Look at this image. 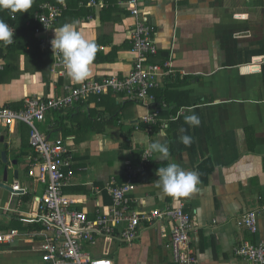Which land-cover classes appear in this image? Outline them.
<instances>
[{
    "label": "crops",
    "instance_id": "obj_1",
    "mask_svg": "<svg viewBox=\"0 0 264 264\" xmlns=\"http://www.w3.org/2000/svg\"><path fill=\"white\" fill-rule=\"evenodd\" d=\"M92 1L97 6H89ZM59 2L67 8L76 0ZM129 2L85 0L86 4H81L94 11L93 16L76 19L72 11L52 29L36 32L35 38L51 52L33 54L28 48L29 57L0 58V63L16 68V77L0 83V107L18 105L27 97L62 96L67 87L84 82L71 80L65 66L54 68L59 54L54 53L51 41L54 29L65 23H74L76 30L96 45L87 80L126 77L135 62L131 40L135 19ZM139 6L154 28L158 45L151 63L162 66L171 62L154 92L169 109L164 115L161 111L157 123L148 125L142 118L152 113L153 107L112 93L100 100L92 97L81 109V115L90 112L91 123L74 112L81 104L38 123L48 139L62 138L73 150L78 172L65 194L79 201L76 209L95 218L99 210L107 212L112 200L107 194L96 196L90 184L103 187L113 177L123 183L130 164L139 170L131 194L136 211L182 204L190 215L189 247L197 258L194 264H248L237 256V249L264 241V0H139ZM54 113L58 112L48 117ZM191 114L199 117L198 127L185 124L184 117ZM182 128L187 131L181 132ZM185 134L192 137L190 146L179 140ZM16 136L18 148L13 146ZM29 137V127L24 124L0 132V144L9 148V164L4 165L0 158V233L19 232L12 242L0 243V264H43L41 238L32 237L42 228L37 229L26 217L36 210L37 196L45 191L28 176L27 158L34 155ZM157 141L168 148V157L160 158L152 151L149 162L143 164L147 145ZM21 160L26 164L24 175L14 170ZM173 162L199 174L200 182L188 197L162 196L156 186L159 167ZM83 168L86 170H80ZM16 182L28 193L12 197L8 188ZM249 211L258 212L256 234L238 226L239 218ZM172 227L167 220L153 224L142 220L134 242H124L118 233L94 243L104 240L109 245L107 251L99 254L92 245L84 249L93 258H109L115 264H176Z\"/></svg>",
    "mask_w": 264,
    "mask_h": 264
},
{
    "label": "built area",
    "instance_id": "obj_2",
    "mask_svg": "<svg viewBox=\"0 0 264 264\" xmlns=\"http://www.w3.org/2000/svg\"><path fill=\"white\" fill-rule=\"evenodd\" d=\"M89 6L97 4L92 1ZM129 7L135 19L131 35L135 62L126 77L113 76L103 81L87 80L78 86L67 87L62 96L27 97L20 110L4 106L0 109V132L14 128L17 124H24L30 129L29 142L34 155L27 158L30 161L28 176L43 185L45 191L41 196H37L36 210L26 217L29 223L42 226V230L33 232L32 237L41 238L39 249L43 264H115L109 258H93L84 249L85 245H93L98 238L112 237L118 233V237L124 242L132 243L139 236L142 220L151 224L164 220L171 222L175 263L197 262L189 247L192 219L185 213L182 204L143 213L133 208L136 201L131 194L136 188L139 170L130 164L126 168L123 183L119 184L113 177L103 187L90 184L96 196L107 194L111 198L112 205L108 207L107 212L99 210L95 218H91L87 212L76 209L79 201L66 195L64 191L73 184L78 172L73 150L62 138L54 141L48 139L37 125L46 123L51 112L67 111L78 104L89 103L92 97L100 100L103 95L109 93L122 94L129 101L153 107V112L142 118L148 125L157 123L161 111L169 108L166 101H159L154 92L160 86L159 77L171 67V62L162 66L151 63L150 59L158 54L154 28L149 25L145 13L140 9L139 0H130ZM61 14V8L44 3L40 6V12L36 13L35 20L40 22L46 31L53 28ZM39 31L41 30H37ZM13 43L14 38L11 44ZM62 66L64 64L59 55L54 68L60 69ZM5 67V63L1 62L0 75ZM152 156V151L145 150L142 163H148ZM10 188L12 197L28 193L19 182ZM98 207L101 208L100 205ZM238 226L253 234L258 233V212L249 211L243 214L238 220ZM18 233L17 230L7 234L0 233V243L12 242ZM236 254L248 264H264V241L257 244L245 243L237 249Z\"/></svg>",
    "mask_w": 264,
    "mask_h": 264
},
{
    "label": "clouds",
    "instance_id": "obj_3",
    "mask_svg": "<svg viewBox=\"0 0 264 264\" xmlns=\"http://www.w3.org/2000/svg\"><path fill=\"white\" fill-rule=\"evenodd\" d=\"M33 0H0V8L12 13L27 12L32 6ZM15 33L7 23L0 20V42L11 44ZM54 53H58L66 68L67 76L74 81L82 82L90 75V66L96 54L94 42L86 40L74 23H65L54 29V38L51 41ZM185 124L189 127H198L200 119L196 114L186 115ZM181 132L187 130L182 128ZM181 143L190 146L192 137L185 134L179 137ZM149 151L158 152L160 158L168 157V148L159 141L147 145ZM158 179L156 186L160 189L162 196L188 197L194 192L199 184V174L195 171H186L178 163H169L166 167H159L156 172Z\"/></svg>",
    "mask_w": 264,
    "mask_h": 264
},
{
    "label": "trees",
    "instance_id": "obj_4",
    "mask_svg": "<svg viewBox=\"0 0 264 264\" xmlns=\"http://www.w3.org/2000/svg\"><path fill=\"white\" fill-rule=\"evenodd\" d=\"M44 3H50L51 5L58 6L59 8L62 9V14L60 15V17L58 18L56 23H58L60 20L62 21V19H64L67 16V14L69 12H72V11L76 12V17H77L76 19H81V20L87 19L88 17L93 16V14H94L93 13L94 11H92L91 9H87V8H85V6L82 5V4H86L85 0H76L74 5L69 4V5H67V8H66V6L60 5L61 3L59 2V0H33L31 8L27 12H24V13H22V12L12 13L9 10L0 8V20H3L5 23H7L9 25V27L15 33V35L13 37L14 38L13 44L6 45L3 42H0V58H4L6 60L9 58L10 59H19L18 57L21 54H25V56L29 57L28 55H30V54L27 52L28 48H30V53L33 50V54H38L40 52L46 53V51L51 52V48L48 45L43 44L40 40H37L35 38V34H36L37 30L43 29L42 24L40 22H38L37 20H35V15H36V13L40 12V6ZM15 71H16V68H13L12 65H6L5 69L2 71V73L0 75V83H3V81L5 79L16 77V76H14ZM44 80L46 83L50 82V80L46 74H45ZM109 94H112V93H109ZM103 96H105V95H103ZM106 96H107V94H106ZM97 99H99V98H97ZM157 99L159 101L162 100V99L158 98V96H157ZM23 106H24V102H21L20 104L14 105V106L13 105H6L4 107L14 109V110H20V109H22ZM86 106H87V104H81L80 108L74 110V112H76L77 115H80L81 118H84L87 121H89V123H91V121H93V120H91L89 118L90 112L87 115L86 114L81 115V112H82L81 109L86 107ZM1 108L2 107H0V109ZM168 109L163 110L162 114L164 115V113ZM177 109H179V108H177ZM61 113L62 112L54 113L51 117L49 116L48 119L57 118L61 115ZM174 114H176V112H174ZM102 116H103V114H102ZM91 118L95 120L94 116H91ZM63 120H64V118L60 119V120L58 119L57 121L59 122V121H63ZM81 122H79V124ZM83 124H82V126H83ZM37 125H38V123H37ZM69 133H71V132H69ZM69 133L67 131V134H69ZM29 135H30V129H29ZM29 140H30V137H29ZM29 148H32V147L30 146ZM36 228L41 229L42 227L37 225Z\"/></svg>",
    "mask_w": 264,
    "mask_h": 264
},
{
    "label": "rangeland",
    "instance_id": "obj_5",
    "mask_svg": "<svg viewBox=\"0 0 264 264\" xmlns=\"http://www.w3.org/2000/svg\"><path fill=\"white\" fill-rule=\"evenodd\" d=\"M8 139L9 138L7 137L6 141H8ZM12 139L14 141L13 146L14 147L17 146L16 148H18L19 147L18 137L16 136V137H13ZM0 146H1V144H0ZM14 168H15L14 170H18L20 172V174L24 175L25 171H26V164L24 163V160H21L20 163L17 166H15ZM10 172L11 171H9V173ZM0 180L3 181V178H1V171H0ZM8 181H9V184H12V182H13L12 176ZM92 247H95L94 251L99 253V254L101 253V251L109 250V245H107V243L101 239L97 241L96 245L93 244Z\"/></svg>",
    "mask_w": 264,
    "mask_h": 264
},
{
    "label": "water",
    "instance_id": "obj_6",
    "mask_svg": "<svg viewBox=\"0 0 264 264\" xmlns=\"http://www.w3.org/2000/svg\"><path fill=\"white\" fill-rule=\"evenodd\" d=\"M2 140H3V138H2ZM5 147H8V145H5ZM2 163L4 164V165H8L9 164V160H8V153H7V151H4L3 153H2ZM14 164H16V162L14 163ZM8 166H6L5 168H4V179L5 180H7L8 179ZM16 177H18V173H16ZM8 190H10L11 191V189L10 188H8Z\"/></svg>",
    "mask_w": 264,
    "mask_h": 264
},
{
    "label": "flooded vegetation",
    "instance_id": "obj_7",
    "mask_svg": "<svg viewBox=\"0 0 264 264\" xmlns=\"http://www.w3.org/2000/svg\"><path fill=\"white\" fill-rule=\"evenodd\" d=\"M6 144H3L1 145L0 147V154H2L4 151H7L8 154H9V148L8 147H5ZM0 158H1V155H0Z\"/></svg>",
    "mask_w": 264,
    "mask_h": 264
}]
</instances>
